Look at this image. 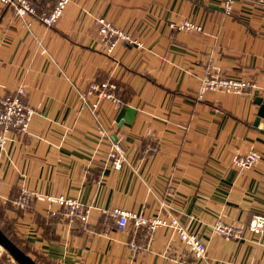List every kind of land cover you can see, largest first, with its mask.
I'll list each match as a JSON object with an SVG mask.
<instances>
[{
  "label": "crops",
  "instance_id": "1",
  "mask_svg": "<svg viewBox=\"0 0 264 264\" xmlns=\"http://www.w3.org/2000/svg\"><path fill=\"white\" fill-rule=\"evenodd\" d=\"M39 1L49 7L56 0ZM219 4L71 0L54 25L31 28L0 4V94L24 81L25 100L35 109L29 133L0 149V210L41 264H126L131 237L112 224L108 211L115 207L174 215L207 245L206 257L194 260L170 229L158 228L148 240L142 227L135 240L147 249L135 264H176V255L185 264H264V230L256 236L247 229L253 215H264V115L254 125V99L264 100V4L237 0L228 15ZM96 16L140 45L118 44L107 53ZM183 18L202 30L168 28ZM209 55L215 70L255 87L245 94L208 91L197 100ZM104 78L115 80L123 106L136 110L132 122L116 121L118 110L107 100L99 102L97 117L82 104L89 82ZM97 120L124 148L127 162L119 169L106 163L110 141L98 140ZM150 145L155 149L145 151ZM250 149L260 162L240 172L234 157ZM22 189L77 199L89 209L88 225L70 228L59 209L47 217L56 207L40 196H30L21 210L14 201ZM43 218L52 219L50 229ZM217 220L241 226L242 234L214 233Z\"/></svg>",
  "mask_w": 264,
  "mask_h": 264
},
{
  "label": "built area",
  "instance_id": "2",
  "mask_svg": "<svg viewBox=\"0 0 264 264\" xmlns=\"http://www.w3.org/2000/svg\"><path fill=\"white\" fill-rule=\"evenodd\" d=\"M70 0H56L52 6L45 7L38 0H0V3L7 8L16 18L24 21L28 28L34 23L40 22L45 27L54 25L57 19L62 15ZM237 0H220L219 8L223 14H231L234 4ZM249 1V0H242ZM264 4V0H258ZM99 24V31L107 46V52L110 53L119 43H129L139 45V41L131 38L126 32L114 27L110 22L102 17H94ZM168 28L182 33L200 32L202 26L188 18L179 21L170 22ZM211 60V59H209ZM205 74L201 77L197 87L195 97L202 100L208 91H221L225 93L241 94L246 89L254 88L255 84L248 78H236L223 76L219 71L213 68L209 63L205 68ZM28 95V86L24 81H20L12 91L0 94V149L3 150L7 143L17 136L27 135L29 126L32 122L35 109L25 100ZM88 95L93 96L89 101ZM123 93L118 84L111 78H104L102 81L93 79L89 82L86 90L80 94L83 105L89 107L94 117H97L96 110L101 100H107L115 109L119 110L123 106ZM147 137L154 139L150 128L146 131ZM97 137L99 141L109 140L108 151L106 153V163L114 169H119L123 163L127 162V157L123 146L119 140L110 138L107 127L97 120ZM155 145L146 147L145 151L151 152ZM260 156L256 150L250 149L234 157L233 164L240 172L258 164ZM30 196H40L53 204L56 208L48 210L46 215L55 216L57 209H61V215L66 224L72 229L85 228L89 223V209L75 198L64 195H52L50 193L41 195L38 191H29L22 189L14 204L21 210H26L29 206ZM0 199L3 197L0 196ZM3 203H6L4 199ZM112 217V224L123 235L130 236L131 239L126 243L130 250V259L126 264H135V259L140 250H146L147 247H141L137 244L135 236L137 231L146 227L145 237L151 240L158 228H167L177 237V240L188 250L189 255L194 260H203L206 257L207 245L193 231H188L184 224L174 215L146 217L140 211H131L115 207L108 211ZM247 229L256 236H260L264 230V215L255 214L247 225ZM213 232L223 235L226 238L238 237L242 234L241 226L225 225L221 220H217L213 226ZM6 253L0 246V256ZM8 256V254H7ZM171 257V255H168ZM12 262V258L8 256ZM176 257V258H175ZM176 264H185L184 257L174 256Z\"/></svg>",
  "mask_w": 264,
  "mask_h": 264
},
{
  "label": "water",
  "instance_id": "3",
  "mask_svg": "<svg viewBox=\"0 0 264 264\" xmlns=\"http://www.w3.org/2000/svg\"><path fill=\"white\" fill-rule=\"evenodd\" d=\"M254 102L259 105L258 116L254 120V125L257 126L258 120L264 115V100L261 97H256ZM136 110L131 107H121L118 110L116 121L122 122L123 118L127 122H132L135 118ZM0 246L12 258L16 264H38L32 256L24 252L13 240H11L0 228Z\"/></svg>",
  "mask_w": 264,
  "mask_h": 264
},
{
  "label": "trees",
  "instance_id": "4",
  "mask_svg": "<svg viewBox=\"0 0 264 264\" xmlns=\"http://www.w3.org/2000/svg\"><path fill=\"white\" fill-rule=\"evenodd\" d=\"M97 81H102L103 79H96ZM61 214V212H60ZM51 221L52 219H49L47 221H45V219H41V223L43 225H45V227H47L48 229H50L51 226ZM0 228L2 229V231L11 239L13 240V242L18 245L24 252L28 253L30 256H32V258L38 263L41 264L42 263V259L40 256H38L35 252H33L32 250L29 249V247L27 246V244L20 239L19 237H17L14 233V228L12 226V223L10 220H8L7 218L4 217L3 212L0 210ZM81 229V228H80ZM9 257L7 256V253H4L0 256V264H8V259Z\"/></svg>",
  "mask_w": 264,
  "mask_h": 264
},
{
  "label": "rangeland",
  "instance_id": "5",
  "mask_svg": "<svg viewBox=\"0 0 264 264\" xmlns=\"http://www.w3.org/2000/svg\"><path fill=\"white\" fill-rule=\"evenodd\" d=\"M71 1V0H70ZM70 1L68 2V4L70 3ZM38 2L39 3H41L39 0H38ZM1 4V3H0ZM41 4H43L45 7H48V6H46L44 3H41ZM68 4H67V6H68ZM53 5V4H52ZM51 5V6H52ZM66 6V7H67ZM65 10V9H64ZM98 17H102V16H96V18H98ZM104 19H105V21H107V22H110V24L111 25H113L114 27H116V28H118V29H120V30H122V31H124V32H126L124 29H122V28H120V27H118V26H116V25H114L111 21H109L108 19H106L105 17H103ZM93 21H94V23L97 25V28H98V32H99V34H100V36H101V33H100V31H99V29H100V27H99V24L95 21V19L93 18ZM38 23H40L39 21H38ZM41 24V23H40ZM129 36H131L130 35V33H128V32H126ZM101 38H102V36H101ZM131 38H133L132 36H131ZM133 39H135V38H133ZM137 40V39H136ZM102 41H103V38H102ZM138 41V40H137ZM119 44H129V43H119ZM103 45H104V48H105V51L107 52V46L105 45V43H104V41H103ZM129 45H134V43L133 44H129ZM140 45V44H139ZM118 46V45H117ZM114 50H115V48H114ZM114 50L112 51V52H110V53H113L114 52ZM108 53V52H107ZM209 59H211V60H209ZM209 63H212V65H213V68L215 69V57L214 56H211V55H209L208 57H207V59H206V61H205V67H204V72H205V68H206V66L209 64ZM218 71V70H217ZM205 74V73H204ZM203 74V75H204ZM202 75V76H203ZM223 76H228V77H235V76H229V75H225V74H222ZM236 78H240V77H236ZM213 91V90H212ZM249 91V89H246L243 93H241V94H245L246 92H248ZM216 92H221V91H216ZM225 93V92H224ZM235 94V93H234ZM196 98V97H195ZM59 210H61V209H59ZM56 213V212H55ZM9 260H10V258H8Z\"/></svg>",
  "mask_w": 264,
  "mask_h": 264
}]
</instances>
